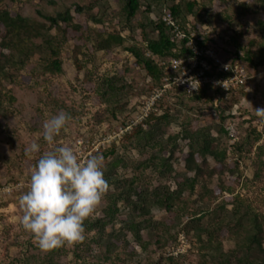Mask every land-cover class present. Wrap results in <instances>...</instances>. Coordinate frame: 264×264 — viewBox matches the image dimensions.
<instances>
[{"label": "rangeland", "instance_id": "1", "mask_svg": "<svg viewBox=\"0 0 264 264\" xmlns=\"http://www.w3.org/2000/svg\"><path fill=\"white\" fill-rule=\"evenodd\" d=\"M58 4L69 0H56ZM179 1V0H174ZM196 4L191 13L183 10L182 18L187 28L197 26L207 37L208 42L218 45L232 56L236 50L243 53L242 48L250 46V40L257 41L261 38V31L258 29V21L261 19V10L264 9L258 5L255 0H195ZM81 3L88 9L91 5L90 12L102 19V22L95 23L92 19L87 21L88 26L94 30L102 27L111 28L112 24L117 25L121 30V25L117 24L118 20H124L122 13V3L118 0H81ZM140 18L146 21L145 12L146 4L150 5L148 18L155 19L161 0H140ZM247 5V8L243 6ZM43 11H52V7L38 0H1L0 10H6L11 15L21 13L31 15L37 8ZM51 7V8H50ZM82 17H85L82 15ZM107 23V24H106ZM50 33L54 34L52 29ZM125 35L126 41L121 46H114L109 51L96 50L92 53L81 49L78 58L83 62L84 67L76 71L72 58V39L68 36L67 43L61 49V59L63 69L60 73L49 74L43 72V53L34 52L24 66L12 68L11 77H5L0 73L1 82L4 86L1 88L3 95L0 96V189L6 186L11 187L10 193H3L0 196V264H13L16 257L26 253L27 248L37 251L39 246L35 237L25 231L19 223V217L22 216V210L19 207V196L27 190L30 171L36 162V159L43 152L51 150L52 146L44 141L43 123L50 119L59 111L64 110L71 114V120L66 127L56 137V145H71L75 148L76 140L86 141L91 139L93 149L99 146L107 148L103 154V170L105 179L117 178L122 180L133 175V163L142 159L151 149L143 147L144 136L135 135L126 137L130 130H123L128 122L133 120L140 113V107L144 101L148 100L153 93L159 91L160 96L154 102L150 112L155 113V117L162 114L165 107L169 105L171 118L168 124L157 123L152 119L149 124L144 125V129L153 125L152 134L162 140L163 143L170 144L174 147L175 153L171 158L173 171L169 176L157 178L159 182L164 183L171 188L175 187L176 180H180L186 175L184 169L183 157L187 151L186 140L177 138L174 142L168 143L169 134H177L181 131L182 122L192 123L198 126L212 125L218 122L219 112L215 108L220 100L215 99L203 100L198 103L185 98L184 104H176L175 101L178 92L172 90L174 87L165 88L160 91L162 82L150 84V78L146 77L145 71L136 65L134 57L124 48L129 45L131 39L128 30H121ZM136 33V32H135ZM134 34V33H133ZM146 35L155 38L157 33L146 29ZM208 43V44H209ZM256 43V42H255ZM256 45H252L254 49ZM239 47V48H238ZM256 49V48H255ZM85 53V54H83ZM258 54V53H257ZM260 54L259 56H262ZM256 59L259 57L256 56ZM92 71L90 84L86 83L84 72ZM128 71V72H127ZM115 78V81L134 83V87L122 93H118L109 101L102 100L99 96L105 85L97 89L96 87L102 77ZM258 77L255 89L250 87L246 90L242 100L236 96L237 101L233 102L230 98L225 97L222 102L226 108L223 113L231 115V118L225 119L228 126V134L222 135L221 140L226 147V162L232 165L237 163V170L234 174L228 172L224 175V181L227 184L232 183V179L241 173L243 176L251 178L254 172V153L256 143H252V137L260 133L261 143L264 140V118L257 116L255 109L264 108V67L260 66L255 72ZM94 90V91H93ZM140 90V91H139ZM99 93V94H98ZM12 96L13 100L9 101L6 96ZM108 95V94H107ZM109 96V95H108ZM238 97V98H237ZM159 103L157 106L156 104ZM227 105H230L228 109ZM124 131L121 137L117 136L120 129ZM251 128L254 130L252 134ZM211 133L216 135L214 129ZM248 136V141L238 145L235 141H242ZM116 135V138H114ZM124 135V136H123ZM123 136V137H122ZM114 139V140H113ZM32 141L40 145V150L34 153L32 157L25 154L26 147ZM115 141L116 147L113 151L110 143ZM109 147V148H108ZM119 157L124 165L119 164L112 168L111 162ZM209 166H214L212 159L208 158ZM144 174L152 180L156 178L155 170L148 168ZM218 183L217 177L214 176L212 184ZM264 170L261 181L253 184H247L246 187L238 184L234 193L247 195L252 200V205H258V209L264 212ZM112 186H109V190ZM189 198V205L194 209L192 203L196 198L194 194L184 193ZM230 196L223 192L218 196L217 201H222ZM203 209L210 207L206 204H196ZM119 211L116 220L106 226L108 235L104 238L103 243H114V251L122 257L126 254L123 262L119 264H170L163 256H173L179 258L184 264H196L201 242L198 240L196 229L186 225L190 210H176L171 214L170 219H166V211L157 206H152L150 210L153 225L162 222V230L167 238L168 243L164 249L156 250L154 245H148V248L142 249L137 241L129 232H125L123 221L128 213L127 209L121 202L117 204ZM226 209L231 208V204L225 205ZM223 215L229 214L223 212ZM209 215L205 214L201 223L206 225ZM144 238L154 240L153 228H147L142 231ZM29 240L34 247H28L25 240ZM167 237V236H166ZM174 237V239L172 238ZM203 239L205 235L201 236ZM218 244H214L213 249L206 255L207 259L217 256L219 242L224 252H228L235 247L233 238L226 234H221ZM113 247V246H112ZM217 247V248H216ZM69 249V246H66ZM134 250L133 254L130 249ZM202 249V248H201ZM97 250H94L96 252ZM122 259V258H120ZM63 264H72L73 257L71 253L60 258ZM80 264V261H79Z\"/></svg>", "mask_w": 264, "mask_h": 264}, {"label": "trees", "instance_id": "2", "mask_svg": "<svg viewBox=\"0 0 264 264\" xmlns=\"http://www.w3.org/2000/svg\"><path fill=\"white\" fill-rule=\"evenodd\" d=\"M118 1L122 3L124 20L122 22L118 20L117 24L121 25V30H128L129 35L127 37L131 39L130 44L124 45V48L134 57L135 64L145 71L146 77L150 78L151 87L156 83L160 84V61L185 56L188 51L185 48L186 40L179 41L173 38L171 28L161 21V14L164 11H169L173 15L182 31L191 29L202 37L200 42L203 46L209 43L207 37H204L203 32L197 26L187 28L182 18L183 10L186 13L193 11L196 4L195 0H179L176 2L174 0H161L155 19L148 18L150 5L146 4V21L140 18V0ZM255 1L264 8V0ZM38 2L51 6L52 11L45 12L38 7L31 15L21 13L11 15L6 10H0V73L5 77H11L10 70L12 68L24 66L34 52L44 54L43 72L49 74L60 73L63 69L61 49L69 38L72 39V58L76 71L84 67L83 62L78 58L81 49L85 48L90 53L96 50L107 52L114 46L123 45L126 41L125 35L117 29L115 24H112L111 28L102 27L98 30L90 28L87 23L89 19H92L95 23L102 22V19L89 11L91 5H88V9H86L81 0H69L60 4L56 0H38ZM243 6L247 8L246 4H243ZM82 15L85 17H82ZM261 16L260 21H258L261 38L257 41L251 39L250 46L242 48V54L236 50L230 56L218 45L211 43L217 48L223 61L243 63L250 75L249 79L228 90H223L214 85H205L190 93L177 87L172 88V90L178 92L176 104H184L183 99L185 98L194 101V103L203 100H211L212 102L215 99L220 100L215 105L219 112L217 123L198 126L191 121L189 123L182 122L179 133L168 135V143L174 142L179 137L186 140L187 151L183 157L184 169L190 175L176 180L174 188L159 182L157 179L167 177L173 171L171 158L175 153V149L152 134V124L147 130L144 129V125L149 124L152 119H155L157 123L168 124L171 114L169 113V105L157 117H155V113L149 112L148 116L133 126L125 136H144L142 145L151 149V153L132 164V176L122 180L117 178L107 180L112 189L107 190L94 213L85 220V238L82 241L65 243L63 246L49 250H43L39 247L35 251L27 248L25 254L20 251V255L16 257L13 264H63L60 258L65 257L68 252L72 254V264H79V261L80 264L122 263L126 254L120 257L114 251V247H116L114 243H103L104 238L108 235L106 226L112 224L118 216V202L122 203L128 213L123 221L125 232H129L142 249L148 248V245H154L156 250L164 249V246L168 243L167 238H170V235H165V231L162 230V222L153 225L150 214L152 206L164 209L167 213L166 219H170L171 216L169 215L174 214L178 209L190 210L191 208V211L188 212L190 215L185 223L187 226L190 225L196 229L195 235L202 244V249L200 248L202 253L198 254L196 264H264V212L258 209V203L252 205L253 202L247 195L234 193V189L238 184L246 187L247 184L261 181L264 170V140L259 143L260 133H256L251 139L252 143L258 142L255 147L252 177L243 176L241 178L239 172L232 179L231 184L224 181V175L227 172L234 174L237 170V163L234 162L229 165L226 162V147L221 140V136L227 135L229 132L225 119L231 118V115H227V117L224 115L223 111L227 108L222 100L228 97L232 102L233 100L237 101L236 96L242 100V97L247 95L246 90L248 88L255 89L258 78L255 76L257 68L264 67V9L261 10ZM148 27L157 33L155 38L147 37L146 29ZM52 29L55 31L54 34L50 33ZM69 35L71 37L68 38ZM256 44V49H253L252 45ZM260 54L263 55L259 56ZM256 56L259 59H256ZM92 74L91 70L84 72L86 83L90 84ZM103 85H105L104 88ZM2 86H4V83L0 79V96L3 95L1 92ZM101 87L103 90L100 94L98 93L100 98L109 101L110 95L114 97L118 93L130 90L134 87V83L118 82L115 81V78L103 76L93 89L98 92L97 89ZM6 97L9 101L13 100L12 96L8 95ZM159 103L156 105L158 106ZM227 107L229 109L230 105H227ZM212 129L215 130L216 135L211 133ZM253 132L254 130L251 128L250 134ZM248 136L249 134L242 141H235V144L238 146L243 142H247ZM88 140L91 142V139ZM115 143V141L110 143V152L116 147ZM106 150L108 149L99 146L97 149H93L91 154H105ZM208 158L214 161V166H209ZM110 164L114 169L119 164L124 165V162L121 158L116 157ZM152 167L156 173V178L153 180L144 174L146 169ZM214 176L217 177L218 183L212 184ZM185 192H188L189 195H196V198L192 201L195 204L194 209L189 205L190 201L188 197H185ZM223 192L228 193L230 196L222 201H217L218 196ZM198 203L203 205L207 203L210 207L203 209L201 206H196ZM227 203L231 204L230 209H226L225 205ZM223 212L229 215L225 216ZM205 214L209 215L206 225L201 223V219ZM147 228H153L154 230L153 242H151V239L144 238L142 231ZM223 233L233 238L235 247L228 252H224L219 242L220 247H218L219 251L216 258L207 259L206 255L210 252V249H213L214 244H218V239ZM203 234L205 235L204 239L201 237ZM31 237L32 235L25 239L28 242V247H34L29 243ZM172 238L174 239V237ZM66 246H69V249ZM94 250L97 251L94 252ZM130 250L129 254H133L134 250L132 248ZM162 259L170 264H184L179 258L170 255L163 256Z\"/></svg>", "mask_w": 264, "mask_h": 264}, {"label": "clouds", "instance_id": "3", "mask_svg": "<svg viewBox=\"0 0 264 264\" xmlns=\"http://www.w3.org/2000/svg\"><path fill=\"white\" fill-rule=\"evenodd\" d=\"M255 112L264 118V108ZM70 120L71 114L61 110L43 123V139L52 148L36 159L27 190L19 196V223L43 250L82 241L85 220L109 189L102 154L81 158L73 146L56 145V137ZM39 150L40 145L32 141L25 154L31 158Z\"/></svg>", "mask_w": 264, "mask_h": 264}, {"label": "built area", "instance_id": "4", "mask_svg": "<svg viewBox=\"0 0 264 264\" xmlns=\"http://www.w3.org/2000/svg\"><path fill=\"white\" fill-rule=\"evenodd\" d=\"M161 21L171 28L174 35L173 38L179 41L186 40L185 48L188 51L185 56L173 57L167 61L159 62L162 82L160 91L165 88L177 87L190 93L205 85H214L223 90H228L239 86L250 78L248 70L243 63L239 61L232 63L223 61L215 46L211 44L203 46L201 44L202 37L197 35L195 31L191 29L182 31L169 11H164L161 14ZM159 96L160 92L157 91L148 100L144 101L140 107L139 115L128 122L123 130H131L133 126L144 120ZM123 130L121 128L117 136L121 137ZM114 138H116V135H114ZM74 146L81 158H87L93 150V143L89 142V140L78 139ZM2 192L10 193L11 187L6 186L0 189V196Z\"/></svg>", "mask_w": 264, "mask_h": 264}]
</instances>
